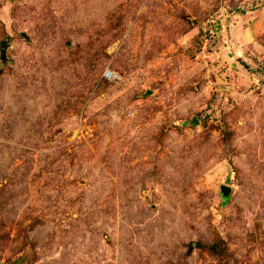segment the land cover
<instances>
[{
	"label": "rangeland",
	"instance_id": "rangeland-1",
	"mask_svg": "<svg viewBox=\"0 0 264 264\" xmlns=\"http://www.w3.org/2000/svg\"><path fill=\"white\" fill-rule=\"evenodd\" d=\"M0 264H264V0H0Z\"/></svg>",
	"mask_w": 264,
	"mask_h": 264
},
{
	"label": "water",
	"instance_id": "water-1",
	"mask_svg": "<svg viewBox=\"0 0 264 264\" xmlns=\"http://www.w3.org/2000/svg\"><path fill=\"white\" fill-rule=\"evenodd\" d=\"M224 190H225V191H226V190H229V188H228V187H225Z\"/></svg>",
	"mask_w": 264,
	"mask_h": 264
}]
</instances>
